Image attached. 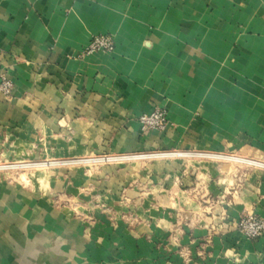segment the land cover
I'll list each match as a JSON object with an SVG mask.
<instances>
[{
	"label": "crops",
	"instance_id": "obj_1",
	"mask_svg": "<svg viewBox=\"0 0 264 264\" xmlns=\"http://www.w3.org/2000/svg\"><path fill=\"white\" fill-rule=\"evenodd\" d=\"M99 34L114 49L86 52ZM2 77L6 156L66 165L0 178V264H264L236 227L264 216V168L77 161L264 162V0H0Z\"/></svg>",
	"mask_w": 264,
	"mask_h": 264
},
{
	"label": "built area",
	"instance_id": "obj_2",
	"mask_svg": "<svg viewBox=\"0 0 264 264\" xmlns=\"http://www.w3.org/2000/svg\"><path fill=\"white\" fill-rule=\"evenodd\" d=\"M115 47V40L110 35L99 34L92 38L86 52H93L97 50L111 51ZM1 90L8 94L12 88V82L2 77L0 83ZM139 122L142 128L146 131H163L168 126L167 112L164 108L156 107L149 113H144L139 116ZM174 155L176 157H191L203 158L210 160H232L238 163L247 164L251 166H259L264 168V162L259 160H252L237 156H229L224 154L204 153L198 151L190 152H146V153H115V154H100V156H91L84 160H77L79 163H93V164H107V163H120L136 159H150L162 158L165 156ZM74 163V162H73ZM76 163V162H75ZM237 229L246 237L253 239L264 234V216L255 214H244L236 223Z\"/></svg>",
	"mask_w": 264,
	"mask_h": 264
},
{
	"label": "rangeland",
	"instance_id": "obj_3",
	"mask_svg": "<svg viewBox=\"0 0 264 264\" xmlns=\"http://www.w3.org/2000/svg\"><path fill=\"white\" fill-rule=\"evenodd\" d=\"M1 143L2 142H0V178L3 180L16 182L17 180H22L23 174L26 177L27 174H31L40 169L46 170L48 168H58L66 165L63 161L40 160L29 157L17 159L13 156H6V151L9 149ZM14 150H9L8 153H12ZM1 153L4 154L2 155ZM76 164L78 163L76 162Z\"/></svg>",
	"mask_w": 264,
	"mask_h": 264
}]
</instances>
